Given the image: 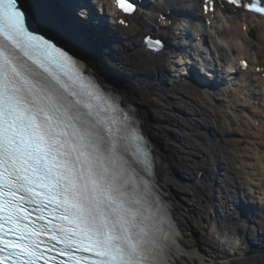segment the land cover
<instances>
[{"label": "snow or ice", "instance_id": "snow-or-ice-1", "mask_svg": "<svg viewBox=\"0 0 264 264\" xmlns=\"http://www.w3.org/2000/svg\"><path fill=\"white\" fill-rule=\"evenodd\" d=\"M116 3L134 11L130 0ZM185 4L164 0L177 30ZM65 7L64 0H0V264H203L197 248L180 243L139 110L84 55L103 50L102 31L71 27ZM248 7L264 14L257 3ZM224 139L234 137L207 147L206 167L225 154ZM197 179L203 184L204 173ZM209 183L215 190V177ZM212 232L219 238L215 225ZM224 238L237 264H247L252 249L242 251L237 231Z\"/></svg>", "mask_w": 264, "mask_h": 264}, {"label": "bare ground", "instance_id": "bare-ground-1", "mask_svg": "<svg viewBox=\"0 0 264 264\" xmlns=\"http://www.w3.org/2000/svg\"><path fill=\"white\" fill-rule=\"evenodd\" d=\"M64 2L67 6L68 0ZM145 5L133 16L128 30L109 23L103 32V50L84 55L101 65L104 82L135 105L143 127L161 151L157 181L172 202L181 245L201 250L208 264H237L224 238L226 231L231 235L235 229L245 241L243 252L250 242L255 244L247 264H264V78L256 72L257 67H264V18L247 17L227 7L204 26L201 0H186L181 13L184 27L177 30L176 13L164 6V0H147ZM107 10L111 12V6ZM161 15H168L172 23H163ZM74 18L78 17L67 20L71 27L81 24L93 30L84 16L79 21ZM148 32L167 39V52L153 57L142 47ZM198 36L210 45L213 55L219 53L222 58L217 59L219 81L197 77L193 70L192 57L207 58L203 41H195ZM243 60L250 62L247 72L240 70ZM227 66L240 70L239 74L227 75ZM206 81L213 82L211 88L198 87ZM186 111L189 123L183 128ZM194 114L197 118L191 119ZM222 137L234 139L222 140L225 154L216 162L209 158L206 167L207 147ZM201 172L203 184L197 179ZM221 176L226 177L227 188ZM213 177L215 190L209 183ZM193 215L200 223L193 221ZM213 225L219 238L212 232Z\"/></svg>", "mask_w": 264, "mask_h": 264}, {"label": "rangeland", "instance_id": "rangeland-1", "mask_svg": "<svg viewBox=\"0 0 264 264\" xmlns=\"http://www.w3.org/2000/svg\"><path fill=\"white\" fill-rule=\"evenodd\" d=\"M186 112H187V115H186L185 118L182 119V122H181V125H182L183 128H186L187 123H189V120H188L187 118L189 117L190 113H189L188 111H186ZM181 116L183 117V114H182ZM190 118H191V119H196V118H197V115L194 114V115L190 116ZM185 122H186V123H185ZM210 133H211V132H210ZM210 133H208V135H209ZM211 134L214 136L213 133H211ZM209 137H210V136H209ZM213 138H214V137H213ZM213 138H210V139L213 140Z\"/></svg>", "mask_w": 264, "mask_h": 264}, {"label": "water", "instance_id": "water-1", "mask_svg": "<svg viewBox=\"0 0 264 264\" xmlns=\"http://www.w3.org/2000/svg\"><path fill=\"white\" fill-rule=\"evenodd\" d=\"M198 251L202 254L201 250L198 249ZM248 252V251H247ZM246 252V253H247ZM254 254V250L252 249L251 256ZM203 255V254H202ZM203 264H208V262L204 261Z\"/></svg>", "mask_w": 264, "mask_h": 264}]
</instances>
